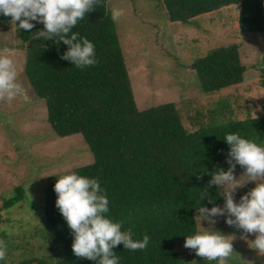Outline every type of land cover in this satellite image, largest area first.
<instances>
[{
  "label": "trees",
  "instance_id": "16d2710c",
  "mask_svg": "<svg viewBox=\"0 0 264 264\" xmlns=\"http://www.w3.org/2000/svg\"><path fill=\"white\" fill-rule=\"evenodd\" d=\"M112 0L85 14L73 28L95 45L99 63L84 69L61 59L68 46L61 41L34 40L43 30L42 23L31 31L20 29L27 44L25 75L37 97L45 102L47 121L57 136L81 135L94 156V162L76 169L78 175L98 179L109 199L107 216L130 229L134 240L147 234L145 250L113 249L119 264H192L181 257L177 242L195 234L196 207L224 206V189H209V197L200 200L211 180L205 172L225 171L230 146L226 133L239 132L242 138L264 146V116L250 113L239 116L229 99H220L204 122L188 131L176 104L148 110L137 107L129 70L115 22L111 19ZM171 24L192 25L203 15L227 7L239 8V27L245 34H264V0H153ZM11 17L0 14V26L11 25ZM201 92L215 95L237 88L247 71L237 44L214 48L193 62ZM264 85V82H263ZM247 111L250 109L246 105ZM237 165L236 170H242ZM27 197L17 187L1 210L18 206ZM54 186L45 190L44 223L59 247L57 260L33 257L21 264H96L74 255L71 230L56 207ZM7 242V231H0ZM8 252V250H7ZM7 253V259H8ZM7 259L0 261L5 264Z\"/></svg>",
  "mask_w": 264,
  "mask_h": 264
},
{
  "label": "rangeland",
  "instance_id": "374dc122",
  "mask_svg": "<svg viewBox=\"0 0 264 264\" xmlns=\"http://www.w3.org/2000/svg\"><path fill=\"white\" fill-rule=\"evenodd\" d=\"M153 0H112L111 9L119 7L124 15L115 22L137 107L148 110L176 104L184 127L195 130L220 99H229L239 116L250 113L264 116V34H245L239 27V8L227 7L200 16L192 25L171 24ZM35 25L40 24L33 21ZM20 30L12 25L0 26V53L11 50L24 93L11 101H0V208L24 187L27 197L18 206L0 211V231H7L8 259L5 264H21L38 257L57 260L59 247L46 227L45 190L57 179L94 162V156L81 135L61 138L47 121V107L31 88L25 75L26 46ZM237 44L246 66L244 83L215 95L200 90L193 62L214 48ZM246 105L249 106L247 111ZM244 169L236 170L237 179ZM247 177L241 178L245 183ZM255 187L247 182L235 193V200ZM223 207V206H222ZM202 222L209 231H218L233 239L234 252L228 264H264V254L249 246L255 235L247 238L242 229L229 226L226 216ZM199 223V222H198ZM203 230V229H202ZM177 242L181 257H191L196 264H216Z\"/></svg>",
  "mask_w": 264,
  "mask_h": 264
},
{
  "label": "clouds",
  "instance_id": "9594fccd",
  "mask_svg": "<svg viewBox=\"0 0 264 264\" xmlns=\"http://www.w3.org/2000/svg\"><path fill=\"white\" fill-rule=\"evenodd\" d=\"M98 6H103V0H0V14L11 17V25L19 30L31 31L35 28L33 21L42 23L43 30L34 33L32 39L55 40L58 44L62 41L68 50L61 59L84 69L99 63L95 45L79 32H73V28L84 19L85 14ZM123 15V9H111L113 22H118ZM23 93L11 50L4 48L0 53V101H11ZM224 140L230 146L226 158L229 168L227 171L223 168L206 171L211 180L200 196L201 201L207 196L209 203H215L209 189L213 186L224 189V206L216 205L208 209L200 204L196 207L194 219L199 222L197 230L195 234L186 236L184 244L197 256L216 261V264H228L234 249L232 236L226 237L218 231L202 227L203 221L214 224L213 217L226 216L229 226L243 230L244 239L248 234L255 235L249 246L264 254V146L242 138L239 132L226 133ZM237 165L244 169L239 179L235 175ZM242 177H247L245 183L240 182ZM247 182H254L255 187L241 196L237 203L236 190ZM54 191L58 197L56 207L71 230L74 237L72 250L78 258H86L96 264H119V257L113 251L115 247L122 244L125 250L133 252L147 248L150 242L147 234L142 240H134L130 229L122 230V222L107 216L109 199L98 179L75 172L63 174L57 179ZM6 259L7 244L0 239V261Z\"/></svg>",
  "mask_w": 264,
  "mask_h": 264
}]
</instances>
